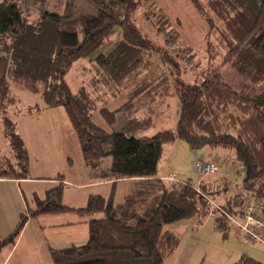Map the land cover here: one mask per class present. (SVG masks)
I'll list each match as a JSON object with an SVG mask.
<instances>
[{"label":"trees","instance_id":"16d2710c","mask_svg":"<svg viewBox=\"0 0 264 264\" xmlns=\"http://www.w3.org/2000/svg\"><path fill=\"white\" fill-rule=\"evenodd\" d=\"M24 1H29L35 13L24 10ZM74 1H55L63 5L55 13L43 9L49 0H0V119L15 158V166L8 159L0 161V178L29 177L27 150L8 116L9 108L17 104L10 88L14 83L43 97L47 106L63 105L86 166L95 168L110 155V167L100 177L132 178L137 183L120 204H114L112 196L90 195L77 209L62 203V185L58 184L43 199L34 197L36 206L20 214L15 229L0 239V250L15 243L28 217L77 211L88 225L87 240L53 249L52 264H164L179 243L178 235L165 225L201 218L208 212L206 200L191 180L156 177L164 145L183 140L193 149L208 146L232 151L242 167L245 191L241 193L264 202V0H205L219 24L218 44L208 43V47L220 55V61L215 68L209 61L191 83L182 79L167 51L139 32L132 19L136 0H85L97 12L79 15L72 14ZM191 1L201 8L200 0ZM115 27L120 28L121 39L106 53L99 52ZM178 37L171 30L165 43L176 59L189 62L194 56L190 47L182 41L177 47L171 45ZM93 54L89 79L99 89L89 93L80 86L71 92L65 81L67 72L74 61ZM156 56L172 70H159L153 61ZM101 85L105 89L122 86L128 93L126 101L116 110L105 108L108 98L100 94ZM169 96L176 98L174 125L157 122L158 130L145 134L162 114ZM122 110L125 117L115 127L116 113ZM95 112L110 130L92 121ZM197 163H211L216 170L213 161ZM199 188L206 191V184L200 182ZM215 194L216 189L209 192ZM239 194L232 195L223 206L226 211L213 219L217 230L235 229L223 213L232 217L240 211ZM234 264L261 263L243 256Z\"/></svg>","mask_w":264,"mask_h":264},{"label":"rangeland","instance_id":"374dc122","mask_svg":"<svg viewBox=\"0 0 264 264\" xmlns=\"http://www.w3.org/2000/svg\"><path fill=\"white\" fill-rule=\"evenodd\" d=\"M55 1L58 0H49L43 9L58 13L63 5L57 6ZM136 1L138 5L132 13L134 24L143 37L170 54L177 62L181 77L185 82H193L194 77L209 61H211V68H215L219 64L220 55L214 52L212 54L208 47V43L212 46L218 44L217 28L219 24L215 13L211 11L205 0H200L201 8L191 0ZM22 4L26 12H34V10L30 11L32 7L29 1H24ZM74 5L71 9L74 15L96 14L97 12L96 7L85 0H75ZM36 15H39V12ZM163 18L165 20L157 24ZM159 27L162 29L159 30ZM77 29L79 27H76V31ZM171 30L179 34L178 40L174 41L172 46L177 47V42L182 41L185 46L191 48L194 56L189 62L176 59L174 52L170 50V45L165 43L166 34ZM120 39L121 30L115 27L109 33L105 44L99 48V52L106 53ZM218 52L223 51L219 50ZM93 57L94 54L88 59H78L70 67L65 81L71 92L79 89L80 86H83V89L89 93H95L99 89V87L95 89L97 84L92 83L89 79L93 75L92 70H94ZM153 61L157 65L159 64V70L167 72L172 70L170 64L159 63V56H156ZM221 71L226 74L229 72L226 68H222ZM102 86L100 94L108 98L107 108L109 110H113L126 101L128 93L122 86L108 89L102 88ZM10 88L20 106L16 104L15 107L9 108L8 116L16 124V131L21 134L27 149L30 178L26 182L19 181V184L10 180L11 178H0V239L15 229L21 213L36 206L34 200L36 195L43 199L46 189L49 190L61 184L62 196L64 192H68L77 197L86 193L87 189L94 192L105 189V187L110 188V185L97 181V176L103 173L102 169L111 160L110 155L104 156L99 166L95 168L85 167L76 134L70 129L63 105L47 106L43 97L14 83H11ZM21 105L23 108L31 106V111H29L31 113H28L27 110H20ZM35 105L40 109L32 108ZM163 105L166 107L162 109L163 111L161 110L162 114L158 115L160 119H154L152 127L156 129H149L147 135H152L158 130L157 122H161L165 127L174 125L176 98L169 96ZM124 117L123 110L116 113V122L121 123ZM92 121L96 125L108 129L106 121L98 112L92 114ZM176 142L173 144H177L176 149L171 150L170 148H174V146L164 145V152L157 165V174L164 178L172 176L174 180H191L197 186L200 195L209 196L213 200V204L217 205V215L222 214V211H226L223 208L227 204L226 201L231 199L232 195L245 191L241 187L242 167L234 158L233 152L208 146L193 149L183 140ZM5 159L15 166L13 151L0 119V161ZM208 160L215 163L216 170L214 174L201 178L195 171L194 165L196 162ZM55 181H57V185L54 183ZM90 182H94V185L89 186ZM200 182L206 184V191L199 188ZM165 183L167 184L169 181L166 180ZM215 189V196H210L209 192L212 190L214 192ZM217 189L220 192H217ZM114 193L113 195L111 193L113 203L122 201L124 194H121L120 183L116 185ZM74 200L78 203L81 201L79 198ZM207 209L209 210L210 207L207 206ZM58 214L41 213L35 217H28L20 229L15 243L0 250V264H52L51 252L53 249L69 247L72 244H84L88 236L87 223L67 224L68 220L73 221L77 216L70 212ZM214 218L207 212L201 218L192 217L189 220L165 225L166 228H170L178 235L179 243L164 264H234L243 256H249L264 264V246L262 244H253L245 240L231 227L225 232L217 230L213 222ZM195 223L198 226L194 227Z\"/></svg>","mask_w":264,"mask_h":264},{"label":"built area","instance_id":"2783aa9c","mask_svg":"<svg viewBox=\"0 0 264 264\" xmlns=\"http://www.w3.org/2000/svg\"><path fill=\"white\" fill-rule=\"evenodd\" d=\"M195 171L203 178L204 176L211 175L215 171V167L211 163H197ZM169 180L172 181L173 177L170 176ZM196 190L199 192L198 189ZM201 196L210 207L208 213L216 217L217 205L213 204V200L209 196H204L203 194ZM239 198L242 199L240 211L236 212L232 217L227 213L224 214L228 216L236 232L245 240L253 244L264 245V202L246 193H240Z\"/></svg>","mask_w":264,"mask_h":264},{"label":"crops","instance_id":"0c3cea01","mask_svg":"<svg viewBox=\"0 0 264 264\" xmlns=\"http://www.w3.org/2000/svg\"><path fill=\"white\" fill-rule=\"evenodd\" d=\"M73 91V90H72ZM17 105H19L20 106V104H19V102H18V100H17ZM107 105H108V102L106 103V104H104V106H105V108H107ZM122 105V104H121ZM120 105V106H121ZM35 106H37V105H35ZM120 106H118V107H116V108H114L113 110H116V109H118ZM29 107H31V106H29ZM38 107V106H37ZM18 108V107H17ZM19 109V108H18ZM40 108L38 107V109L37 110H39ZM108 109V108H107ZM20 110H22V111H24V110H26V107L24 106V108H23V105H21V108H20ZM177 111V107L175 108V112ZM28 113H31V112H28ZM99 113V112H98ZM176 118H177V115H175V121H176ZM175 121H174V123H175ZM69 122V121H68ZM121 123H118V122H115V127H118L119 125H120ZM108 129H106V130H110V128H109V126L107 127ZM70 129H71V127H70ZM151 129H156L155 127H152ZM73 131V130H72ZM148 132V131H147ZM147 132H145V134L147 133ZM19 134V133H18ZM20 135V137L22 138V136H21V134H19ZM22 140H23V138H22ZM76 140H77V137H76ZM177 141V140H176ZM175 141V142H176ZM77 142H78V140H77ZM174 142V143H175ZM23 143H24V141H23ZM173 143V144H174ZM176 143H178V142H176ZM172 144V146H174V148L173 147H171L170 149L172 150V149H176V145H173ZM78 145H79V143H78ZM24 146H25V144H24ZM26 148V147H25ZM79 148H80V146H79ZM167 149V148H166ZM169 149V150H170ZM27 150V149H26ZM164 152V151H163ZM82 158V157H81ZM83 161V160H82ZM208 161H212V160H208ZM208 161H205V162H208ZM110 163H111V160L109 161V163L107 164V166L106 167H104L102 170H104L103 171V173H105V172H107L108 171V169H109V167H110ZM83 164H84V162H83ZM85 165V164H84ZM158 165V164H157ZM85 167L86 168H88V169H92V168H90V167H88V166H86L85 165ZM157 168H158V166H157ZM102 174V173H101ZM100 174V175H101ZM100 175L99 176H97V181L99 182V183H106L107 185H110V188H106L105 187V189H100L99 191H94V192H92V191H90V189H87V191H86V193H83V194H80V195H78L77 197L76 196H73L72 194H70V193H68V192H64L63 193V196H62V198H61V201H62V203L64 204V205H66V206H69V207H72V208H74V209H77V208H81V207H83L84 205H85V203L84 202H86V200L88 199V197L90 196V195H101V196H103V197H109V196H112L113 195V193L115 192V188H116V185H118L119 183H120V189H121V194H124L123 195V197H122V201H123V199H124V197L127 195V194H129L134 188H135V185H136V183H137V180L136 179H132V178H127V179H120V180H116V181H113V180H104V179H102L101 177H100ZM156 177H159V178H164L163 176H159L158 174H157V172H156ZM30 177H28V178H25V179H23V178H20V179H10V180H13L14 182H17L18 184L20 183L19 181H22V182H26V180H28ZM96 178V177H95ZM61 180H62V177H61ZM56 185H57V181H55L54 182ZM51 184H53V183H51ZM88 185L89 186H92V185H94V182H90V183H88ZM167 185H169V184H167ZM55 187V186H54ZM53 188V187H52ZM48 189H46L45 190V192L47 191ZM88 191H89V193H88ZM111 193H112V195H111ZM45 194V193H44ZM115 194V193H114ZM36 195V194H35ZM222 195H224V194H222ZM37 196V195H36ZM38 197V196H37ZM75 198H79V199H81V201H79V203L78 202H76L74 199ZM40 199V198H39ZM122 201H117V203H114V204H120ZM67 212H70V213H72L73 215H76L77 217H76V219H74L73 221H67L66 223L67 224H73L74 222H85V219L83 220L80 216H79V214H78V212L77 211H67ZM65 213V212H64ZM58 215H62V214H58ZM196 226H198V224L197 223H195V225H194V227H196ZM167 229H170V228H167ZM73 245V244H72ZM264 246V245H263ZM66 246H63V247H59V249L60 248H65ZM171 256V255H170ZM169 259V258H168ZM167 259V260H168Z\"/></svg>","mask_w":264,"mask_h":264}]
</instances>
